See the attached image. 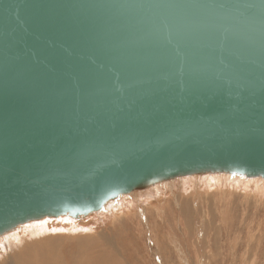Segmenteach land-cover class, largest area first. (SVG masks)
<instances>
[{
    "label": "water",
    "instance_id": "95a60500",
    "mask_svg": "<svg viewBox=\"0 0 264 264\" xmlns=\"http://www.w3.org/2000/svg\"><path fill=\"white\" fill-rule=\"evenodd\" d=\"M199 173L264 179V0H0V235Z\"/></svg>",
    "mask_w": 264,
    "mask_h": 264
},
{
    "label": "rangeland",
    "instance_id": "374dc122",
    "mask_svg": "<svg viewBox=\"0 0 264 264\" xmlns=\"http://www.w3.org/2000/svg\"><path fill=\"white\" fill-rule=\"evenodd\" d=\"M203 174L211 175V173ZM219 174L220 173H216V176H219ZM227 175L220 174L221 178L223 176L222 183L227 181V183H225L227 186L226 188L224 187V189L221 190V195L220 192H216V190L213 188H209L208 191V188H206V186H195V183L192 186L188 185L185 189L183 187L178 190H170L171 185H173L174 183H179V181L172 179L166 181L168 182V184H170V186H166L164 183L163 185L158 184L155 186H151L145 189L143 191L145 192V194L138 199H130V196L127 195L123 196L122 201L120 200L119 202V199L121 198L119 197L117 199L109 201L101 211L91 213L77 220L69 217H64L62 219V216L56 219L49 218L52 220L50 221V225L52 224L53 226H50V231L55 234L59 233V227H57L56 225L59 222H62L61 220L70 222L67 223L69 225L68 227L70 228H68L69 230H67L70 232V236L74 240L72 238H69L66 241L62 240V242H60L63 243V251L65 255L74 254L76 246L73 247V244L93 243V236H96L94 234H98L101 231H104V229L108 230L110 240L113 242V240L111 239L112 231L110 229H115L117 231L116 235L119 237V239L116 240L117 243L124 242L123 245H127L128 252L125 255L127 264H264V205L262 204L263 202L255 203L253 198L255 195H258L257 197H260L258 198V200L260 201L261 199L264 201V198H262L264 197V181L261 179H248L251 180V182H249L246 186L245 182L248 181L247 178L239 176L230 177L231 175ZM191 179L193 178L191 177ZM240 179L243 180L240 181ZM258 180L260 181L258 182ZM169 182H172L173 184ZM254 184L256 185V187ZM258 188H261L260 192L263 194V196H261L260 193L257 194V190H259ZM184 192L186 195L184 194ZM215 192L216 197H211L215 195ZM177 194L185 197H190L192 200L189 203L187 210H185L192 211L193 209V213L190 215L191 221L188 223H185L184 221L185 211L181 212V210H179L181 203L180 205H177L176 208V204L172 199V197H176L175 195ZM203 194L211 195L208 198V196L204 197ZM191 195L193 196V198L191 197ZM161 196L164 198V200ZM169 200H171L170 202L173 205H169L167 208H165L164 203H166L167 201L169 202ZM211 200H213V202ZM153 205H156V208L159 209L158 213L155 211L156 209H150V207H152ZM138 206L145 210L144 217L149 214V228L145 226L144 220L140 219L138 222L136 221L132 223L127 219L128 216H125L122 213L123 211H133L137 214V210L140 209ZM194 209L196 210L195 212ZM166 210L169 211L166 212ZM202 213H204V216L202 215ZM125 219L127 220V223L122 225L121 228L117 229V227L113 225L117 222H124ZM157 220L159 222L155 224ZM208 221H210L211 223H208ZM72 222L75 223V225L71 224ZM76 224L78 225L76 226ZM64 225L66 226V224ZM137 225L139 226V228H136ZM151 227L155 229L153 230ZM87 229H89L90 231L88 232ZM185 229H188L187 231L191 232L189 236L187 234H184V232L186 233ZM127 230L133 231L126 235ZM60 234L66 235L67 233ZM128 236L130 237L125 238ZM139 236H141V239L139 238ZM39 237L42 238V236ZM2 238L3 237H0V240ZM32 238L23 241V244L19 247H16L18 243H3L2 246L0 243V264H6L4 262L7 258L5 260L4 258L7 255V257H13L15 256L16 251L18 252V254H20L19 251L23 248L24 243H31L36 237ZM149 238L150 242L148 240ZM89 239L92 241L89 242ZM123 239L126 240L123 241ZM203 240H205L206 242ZM128 241L134 243L135 247L130 249ZM3 246L9 247L11 248V250L7 251L4 254V251L2 249ZM151 246H153L154 250H156V252L160 255L158 256V260L155 257H151L150 259L147 257L146 249H148V247L150 248ZM27 248L24 249V251L28 250ZM86 248H84L83 250H85ZM60 249L61 248L57 250L58 255L60 253ZM84 256L79 257L80 263H82V260H87L84 259ZM256 256L258 258H256ZM21 257L25 258V255H23L22 252L20 258ZM23 258L17 259L20 260V262H16L19 264H24L23 261L25 262L26 258ZM90 260H92V257L88 261ZM35 262L36 261H34L33 264H35ZM37 264H39V262Z\"/></svg>",
    "mask_w": 264,
    "mask_h": 264
},
{
    "label": "bare ground",
    "instance_id": "6f19581e",
    "mask_svg": "<svg viewBox=\"0 0 264 264\" xmlns=\"http://www.w3.org/2000/svg\"><path fill=\"white\" fill-rule=\"evenodd\" d=\"M222 175H227V174H223V173H220ZM216 176V174H203V173H199V174H192V175H188V176H179V177H175L173 178L174 180H177L179 181L178 184L176 183H172V182H169V183H172L173 185L170 186V184H168V182L166 181H169V180H172V179H166V180H163L159 183H156L154 185H150L146 188H143V189H135L131 192H129L128 194H124V195H120L119 197H121L119 199V202L120 200L122 201V197L123 196H127L129 195L130 196V199H138L140 198L141 196H143L145 194V192H143L145 189L151 187V186H155V185H158V184H162L163 183L166 185V186H170V190H178V189H181L184 187V189L190 185L192 186L194 183H195V186L197 185H201V186H206V188H208V191H209V188H213L216 190V192H220V195H221V190L224 189V187L226 188V184L227 181H225L224 183L223 182V176L221 178V176ZM227 176H230V175H227ZM191 177L193 179H191ZM230 177H237V176H230ZM244 178V177H243ZM225 179V178H224ZM248 179H261L264 181L263 178L259 177V176H254V177H249L247 178ZM218 180V181H217ZM243 179H240V181H242ZM254 180V181H255ZM231 181V180H230ZM239 181V180H238ZM237 181V182H238ZM239 181V182H240ZM260 180H258L259 182ZM176 182V181H175ZM197 182V184H196ZM251 182V180H248L245 182L246 186L248 185V183ZM244 184V186H245ZM256 184H257V181H256ZM260 184V183H259ZM264 184V182H263ZM160 185V186H162ZM239 185V184H238ZM255 185V184H254ZM165 187V186H164ZM256 187V185H255ZM158 188V187H157ZM166 188V187H165ZM192 188V187H191ZM245 188H248V187H245ZM210 189V190H211ZM235 189V188H234ZM259 190H257V194H261V196H263V194L260 192L261 191V188H258ZM169 190V191H170ZM207 190V189H206ZM214 190V191H215ZM142 191V192H141ZM168 191V192H169ZM183 191V189H182ZM185 191V190H184ZM190 191V190H189ZM229 191V190H228ZM147 192V191H146ZM216 192H215V195L214 196H211V197H216ZM138 193V194H136ZM183 193V192H181ZM203 193V192H202ZM150 194V193H149ZM157 194V193H155ZM161 194V193H160ZM166 194V193H165ZM185 194V192H184ZM196 194V192H195ZM198 194V193H197ZM238 194V193H237ZM186 195V194H185ZM204 195V194H203ZM211 195V194H210ZM210 195L208 194H205V196H208V198L210 197ZM213 195V193H212ZM244 195V194H243ZM170 196V195H169ZM172 196V195H171ZM176 197H172L173 201L175 202L176 204V208H177V205H180L179 207V210L182 211H185L187 210L188 206H189V203L192 201L190 197H185V196H181V195H175ZM195 196V195H194ZM258 195H255L253 198H254V202L255 203H261L263 202L262 204L264 205V201L260 199V201L258 200V198L260 197H257ZM117 197V198H119ZM162 197V196H161ZM191 197L193 198V196L191 195ZM203 197V196H202ZM200 197V198H202ZM218 197H219V194H218ZM224 197V196H223ZM116 198V199H117ZM163 198V197H162ZM190 198V199H189ZM264 198V197H262ZM166 199V197H165ZM204 199V198H202ZM213 199V198H212ZM114 200V199H113ZM164 200V198H163ZM209 200V199H208ZM112 201V200H110ZM158 201V200H157ZM166 201V200H165ZM171 200H169V202L167 201L166 203H164L165 205V208H167L169 205H173L171 204L170 202ZM204 201V200H203ZM213 202V200H211ZM109 202V201H108ZM106 202L105 205L108 203ZM154 202V201H153ZM206 202V200H205ZM161 203V202H160ZM144 204V203H143ZM142 204V205H143ZM157 204V203H156ZM206 204V203H205ZM104 205V206H105ZM191 205V204H190ZM199 205V204H198ZM207 205V204H206ZM104 206L102 207V209L104 208ZM208 206V205H207ZM137 207V206H136ZM139 207V206H138ZM140 208V207H139ZM156 209L155 211L158 213L159 209L156 208V205H153L152 207H150V209ZM172 208V207H171ZM175 208V209H176ZM101 209V210H102ZM134 209H138V208H134ZM173 209V208H172ZM190 209V208H189ZM101 210H96V211H93L91 213H96V212H99ZM148 210V208H147ZM177 210V209H176ZM169 211V210H166V212ZM175 211V210H174ZM196 210L194 209V212ZM207 211V210H206ZM180 212V213H181ZM89 213V214H91ZM125 216L127 215V219L129 221H131L132 223L134 222H138L140 219L141 220H144L145 222V226L147 228L150 227V218H149V214H147L145 217V210H143V208H140L137 210V214L133 211H123L122 212ZM193 213V209L192 211H185V216H184V221L185 223H188L190 222V215ZM206 213V212H205ZM89 214H86L84 216H81V217H72V216H68V215H59L57 217H47V216H44V217H41L37 220H31V221H27L23 224H20L18 226H16L15 228H13L12 230L4 233L3 235H0V237H3L1 240H0V243H1V246L3 245V243H18V245L16 247H19L20 245L23 244V241L25 240H29V238H32V237H36L31 243H24L23 245V248L19 251L20 254H18V252L16 251L15 253V256L11 257H5L4 260L6 264H19L17 263L18 261L20 262V260H17V259H21L23 257L20 258V255H21V252L23 255H25V262L23 261L24 264H33L34 261H36L37 263L39 262V264H127L126 263V258H125V255L126 253L128 252L127 250V245H123V243H117L116 240L119 239V237L116 235L117 231L115 229H110L112 231L111 233V236H112V240L113 242L110 240V235L108 234V230H105L104 231H101L100 233L98 234H94L96 236H93V243H76V244H73V247L76 246L75 248V251H74V254H71V255H65L64 254V251H63V243H60L62 242V240H68L69 238H72L70 236V232L68 231L70 228L68 227L69 225L67 223H70L68 221H65V220H61L62 222H59L56 226L59 227L58 231L59 233H52V231H50V226H52V224L50 225V221H52L51 219L49 218H53V219H56V218H59L62 216V219L64 217H69V218H72V219H79V218H82V217H85ZM115 214V213H113ZM130 214V215H129ZM168 214V213H167ZM204 213H202L203 215ZM154 215V214H153ZM173 215V214H172ZM206 215V214H205ZM221 215V214H220ZM178 216V215H177ZM181 216V215H180ZM197 216V215H196ZM204 216V215H203ZM183 217V216H182ZM211 217V216H210ZM146 218V219H145ZM154 218V217H153ZM49 219V220H48ZM152 219V218H151ZM197 219V218H196ZM206 219H207V216H206ZM204 220V218H203ZM209 220V219H208ZM211 221V219H210ZM208 221V223L210 222ZM159 221L157 220V222H152V223H155L157 224ZM207 222V220H206ZM127 223V220L125 219L124 222H117V223H114L113 225L117 227V229L121 228L122 225L126 224ZM195 223V222H194ZM211 223V222H210ZM66 224V226L64 225ZM73 225H75V223H71ZM144 224V223H142ZM141 224V225H142ZM205 224V223H204ZM78 224H76L77 226ZM210 225V224H209ZM225 225V224H224ZM75 226V227H76ZM53 227V226H52ZM69 228V229H68ZM79 228V227H78ZM136 228H139V226L137 225ZM144 228V227H143ZM152 228V227H151ZM150 228V229H151ZM68 229V230H67ZM153 229V228H152ZM155 229V228H154ZM153 229V230H154ZM54 230V229H53ZM88 232L90 231L89 229H87ZM93 230V229H92ZM134 230V229H133ZM133 230H127L126 231V235L131 233ZM186 230V233L184 232V234H187L188 236L191 234V232H188L187 230L188 229H185ZM206 230V229H205ZM220 230V229H219ZM181 231V230H179ZM183 231V230H182ZM193 231V230H192ZM49 232V233H48ZM72 232V231H71ZM79 232V231H78ZM95 232V231H94ZM159 232V231H158ZM52 233V234H50ZM60 233H67L66 235H62ZM96 233V232H95ZM193 233V232H192ZM205 233V232H204ZM141 234V233H139ZM252 234V233H251ZM259 234V233H258ZM150 235V233H149ZM216 235V234H214ZM39 236H42L39 237ZM79 236V235H78ZM92 236V235H91ZM253 236V235H252ZM260 236V235H259ZM262 236V235H261ZM54 237V238H52ZM95 237V238H94ZM130 236L128 237H125V238H129ZM184 237V236H183ZM206 237V236H205ZM204 237V238H205ZM219 237V236H218ZM255 237V236H254ZM49 238H52V239H49ZM87 238V237H86ZM91 238V237H89ZM139 238L141 239V236H139ZM33 239V238H32ZM73 239V238H72ZM82 239V238H81ZM80 239V240H81ZM85 239V238H84ZM257 239V238H256ZM263 239V238H262ZM37 240V241H36ZM74 240V239H73ZM89 239V242L92 241ZM126 239H123V241H125ZM149 242H150V238L148 239ZM254 240V239H253ZM252 240V241H253ZM70 241V240H69ZM82 241V240H81ZM205 241V240H203ZM207 241V239H206ZM205 241V242H206ZM249 241V239H248ZM262 241V240H261ZM260 241V243H261ZM75 242V241H74ZM88 242V241H87ZM100 242V243H98ZM161 242V241H160ZM159 242V243H160ZM258 242V241H257ZM128 245H130V249L134 248L135 247V244L128 241ZM131 243V244H130ZM212 243V242H211ZM248 243V242H247ZM0 246V247H1ZM15 247V248H16ZM28 247V248H27ZM87 247V248H86ZM13 248V249H15ZM28 249V250H25L24 249ZM60 249V253L59 255L57 254V250ZM70 248V247H69ZM84 248H86L85 250H83ZM3 251H4V254L11 250V248L7 247V246H3ZM129 249V250H130ZM73 250V248H72ZM24 251V252H23ZM84 251V252H83ZM14 252V251H13ZM57 254V255H56ZM146 254H147V257L150 259L151 257H155L157 258L158 260V256H160L156 250H154V247L151 246L150 248L148 247V249H146ZM85 255V256H84ZM81 256H84V259H87V260H82V263L79 262V257ZM92 257V260L88 261L90 258ZM23 258V259H25ZM83 258V257H82ZM256 258H258L256 256ZM253 260V259H252ZM17 261V262H16ZM254 261V260H253ZM35 262V264H37ZM94 262V263H92Z\"/></svg>",
    "mask_w": 264,
    "mask_h": 264
}]
</instances>
